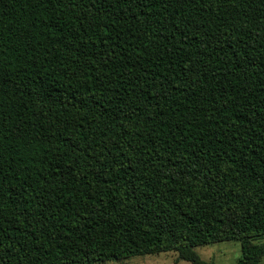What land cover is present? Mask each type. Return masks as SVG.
Wrapping results in <instances>:
<instances>
[{
  "label": "trees",
  "instance_id": "16d2710c",
  "mask_svg": "<svg viewBox=\"0 0 264 264\" xmlns=\"http://www.w3.org/2000/svg\"><path fill=\"white\" fill-rule=\"evenodd\" d=\"M223 241L264 257V0H0V264Z\"/></svg>",
  "mask_w": 264,
  "mask_h": 264
},
{
  "label": "rangeland",
  "instance_id": "374dc122",
  "mask_svg": "<svg viewBox=\"0 0 264 264\" xmlns=\"http://www.w3.org/2000/svg\"><path fill=\"white\" fill-rule=\"evenodd\" d=\"M195 250L204 260L213 264H236L240 256V244L237 241L215 242L195 247ZM84 264H192L178 259L174 251L160 252L155 254L137 255L129 258L112 259L103 262ZM258 264H264V257Z\"/></svg>",
  "mask_w": 264,
  "mask_h": 264
}]
</instances>
